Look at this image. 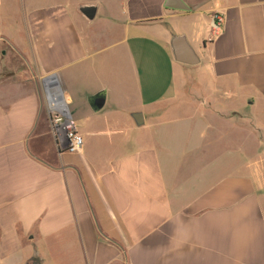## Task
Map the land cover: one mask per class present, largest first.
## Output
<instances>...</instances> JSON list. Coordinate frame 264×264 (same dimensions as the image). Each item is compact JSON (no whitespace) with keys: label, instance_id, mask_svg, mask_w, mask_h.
Returning <instances> with one entry per match:
<instances>
[{"label":"crops","instance_id":"crops-1","mask_svg":"<svg viewBox=\"0 0 264 264\" xmlns=\"http://www.w3.org/2000/svg\"><path fill=\"white\" fill-rule=\"evenodd\" d=\"M165 1L22 0L0 31V61H26L0 63V264H264V0ZM48 75L77 152L50 133Z\"/></svg>","mask_w":264,"mask_h":264},{"label":"built area","instance_id":"built-area-1","mask_svg":"<svg viewBox=\"0 0 264 264\" xmlns=\"http://www.w3.org/2000/svg\"><path fill=\"white\" fill-rule=\"evenodd\" d=\"M222 19L218 14L212 15L210 28L212 34H216ZM59 90V102L51 97L46 89V83L42 86L45 105L49 113V129L58 152L67 150L70 153L79 151L83 146V138L77 132L76 124L68 108L64 92Z\"/></svg>","mask_w":264,"mask_h":264},{"label":"water","instance_id":"water-1","mask_svg":"<svg viewBox=\"0 0 264 264\" xmlns=\"http://www.w3.org/2000/svg\"><path fill=\"white\" fill-rule=\"evenodd\" d=\"M165 7L179 10H189V7L186 6L181 0H166ZM77 10L87 21L90 22L96 15L97 6L96 4H81L77 7ZM170 47L173 57L176 61L188 65L196 64L198 61V58L182 36L172 37L170 41ZM46 81L56 85V87L60 89L55 75H48L44 77L41 82L42 84H45ZM90 102L94 109H100L104 104V96L98 93L91 98ZM137 116H140V114L132 115L135 123L137 125L142 124V121L138 122L136 120Z\"/></svg>","mask_w":264,"mask_h":264},{"label":"rangeland","instance_id":"rangeland-1","mask_svg":"<svg viewBox=\"0 0 264 264\" xmlns=\"http://www.w3.org/2000/svg\"><path fill=\"white\" fill-rule=\"evenodd\" d=\"M22 17V0H0V31H6L9 30V32L16 29V18ZM6 32V34H11L14 37L15 36L12 33ZM2 43H0L1 45ZM4 54L2 55L3 58L1 59L0 63H26L25 60H20L16 58L13 54V52L9 48H3ZM29 62V60H28ZM162 79V78H161ZM160 79V80H161ZM162 81V80H161ZM43 86V84L41 83ZM161 85V82H160ZM157 85V86H160ZM161 85L160 87H162ZM68 152L67 150L60 151L59 153ZM70 153V152H69Z\"/></svg>","mask_w":264,"mask_h":264},{"label":"bare ground","instance_id":"bare-ground-1","mask_svg":"<svg viewBox=\"0 0 264 264\" xmlns=\"http://www.w3.org/2000/svg\"><path fill=\"white\" fill-rule=\"evenodd\" d=\"M46 83V89L49 91V94L51 97L56 98V102H59V90L56 87V85L51 84L50 82H45Z\"/></svg>","mask_w":264,"mask_h":264}]
</instances>
